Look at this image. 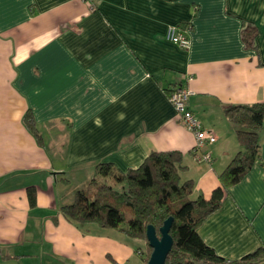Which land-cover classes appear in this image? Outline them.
Wrapping results in <instances>:
<instances>
[{
	"label": "crops",
	"instance_id": "crops-1",
	"mask_svg": "<svg viewBox=\"0 0 264 264\" xmlns=\"http://www.w3.org/2000/svg\"><path fill=\"white\" fill-rule=\"evenodd\" d=\"M170 24L189 48L166 40ZM175 86L192 91L190 109L216 135L211 162L195 160ZM262 101L264 0H0V264H143L144 240L80 226L61 207L99 163L126 171L152 151L182 152L191 197L209 198L240 150L225 106ZM259 137L252 169L198 229L230 260L264 244V124Z\"/></svg>",
	"mask_w": 264,
	"mask_h": 264
},
{
	"label": "trees",
	"instance_id": "trees-1",
	"mask_svg": "<svg viewBox=\"0 0 264 264\" xmlns=\"http://www.w3.org/2000/svg\"><path fill=\"white\" fill-rule=\"evenodd\" d=\"M255 29L243 30L251 43ZM171 89H167L168 96ZM226 118L235 125L240 150L219 174L220 185L211 196L192 198L194 182L183 180L187 166L183 153L176 150L152 151L137 168L120 170L111 162L99 163L96 175L85 189L77 191L71 204L63 205V214L80 226L94 223L104 229H115L129 238L145 240L149 247L143 264H148L152 248L146 231L149 224L158 236L164 221L173 216L170 230L174 243L165 264H255L264 260V244L240 259L230 260L219 255L200 236L198 229L222 207L231 186L240 182L252 169L260 155L259 133L264 124V101L225 106ZM28 129L41 141L36 120L29 111L24 116ZM35 203V191L29 192Z\"/></svg>",
	"mask_w": 264,
	"mask_h": 264
},
{
	"label": "built area",
	"instance_id": "built-area-1",
	"mask_svg": "<svg viewBox=\"0 0 264 264\" xmlns=\"http://www.w3.org/2000/svg\"><path fill=\"white\" fill-rule=\"evenodd\" d=\"M165 38L168 41L178 44L182 48H189L190 39L186 32L176 24H170L167 28ZM192 91L186 87H173L169 98L173 103L178 114L183 118L187 128L195 133L196 142L193 147V153L197 162H211L213 157L211 152L205 151V146L208 143L216 141V135L202 128L200 121L190 109L188 100Z\"/></svg>",
	"mask_w": 264,
	"mask_h": 264
},
{
	"label": "water",
	"instance_id": "water-1",
	"mask_svg": "<svg viewBox=\"0 0 264 264\" xmlns=\"http://www.w3.org/2000/svg\"><path fill=\"white\" fill-rule=\"evenodd\" d=\"M174 217L169 216L160 227L161 236H158L153 224L147 226L146 237L152 248L148 264H165L167 256L172 249L174 239L170 233Z\"/></svg>",
	"mask_w": 264,
	"mask_h": 264
},
{
	"label": "rangeland",
	"instance_id": "rangeland-1",
	"mask_svg": "<svg viewBox=\"0 0 264 264\" xmlns=\"http://www.w3.org/2000/svg\"><path fill=\"white\" fill-rule=\"evenodd\" d=\"M145 241V240H144ZM146 242V241H145ZM146 246H147V243H146ZM149 252V247L147 246L146 247V253H148Z\"/></svg>",
	"mask_w": 264,
	"mask_h": 264
}]
</instances>
